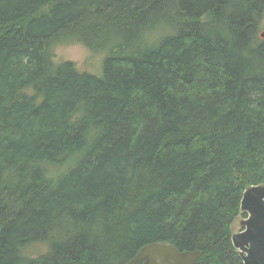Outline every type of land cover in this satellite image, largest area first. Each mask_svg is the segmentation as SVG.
<instances>
[{"label":"trees","instance_id":"trees-1","mask_svg":"<svg viewBox=\"0 0 264 264\" xmlns=\"http://www.w3.org/2000/svg\"><path fill=\"white\" fill-rule=\"evenodd\" d=\"M263 28L264 0H0V264H128L153 243L243 264ZM71 43L99 75L55 61Z\"/></svg>","mask_w":264,"mask_h":264},{"label":"water","instance_id":"water-1","mask_svg":"<svg viewBox=\"0 0 264 264\" xmlns=\"http://www.w3.org/2000/svg\"><path fill=\"white\" fill-rule=\"evenodd\" d=\"M264 39V29L260 33ZM240 211L246 214L242 230L233 233L231 242L243 264H264V185L247 188L241 198ZM200 253L180 252L166 244H149L139 250L128 264H196Z\"/></svg>","mask_w":264,"mask_h":264},{"label":"rangeland","instance_id":"rangeland-1","mask_svg":"<svg viewBox=\"0 0 264 264\" xmlns=\"http://www.w3.org/2000/svg\"><path fill=\"white\" fill-rule=\"evenodd\" d=\"M101 54H91L81 44L71 43L59 45L54 50V59L56 62L72 61L78 69L92 75H99L101 68ZM243 217H239L233 225V233H238L242 230L240 225Z\"/></svg>","mask_w":264,"mask_h":264},{"label":"bare ground","instance_id":"bare-ground-1","mask_svg":"<svg viewBox=\"0 0 264 264\" xmlns=\"http://www.w3.org/2000/svg\"><path fill=\"white\" fill-rule=\"evenodd\" d=\"M264 29V28H263ZM58 171V170H57ZM38 255V254H37Z\"/></svg>","mask_w":264,"mask_h":264}]
</instances>
